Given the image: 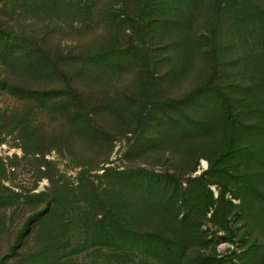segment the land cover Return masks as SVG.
I'll use <instances>...</instances> for the list:
<instances>
[{
  "label": "rangeland",
  "instance_id": "rangeland-1",
  "mask_svg": "<svg viewBox=\"0 0 264 264\" xmlns=\"http://www.w3.org/2000/svg\"><path fill=\"white\" fill-rule=\"evenodd\" d=\"M10 3L0 264H264V0Z\"/></svg>",
  "mask_w": 264,
  "mask_h": 264
},
{
  "label": "trees",
  "instance_id": "trees-1",
  "mask_svg": "<svg viewBox=\"0 0 264 264\" xmlns=\"http://www.w3.org/2000/svg\"><path fill=\"white\" fill-rule=\"evenodd\" d=\"M2 1H4V4H5V6H4V8H2V7H0V34H1V36L2 37H4L3 35H4V31L3 30H1V29H3V28H1V27H3L5 24H6V22L7 21H2L3 19H5V18H7V9H9L10 7H12V3H10V2H19V1H21V0H2ZM24 0H22V2H23ZM38 1V3H40V4H43V5H46V4H48V3H53V2H55V1H59V2H62V1H64V0H37ZM6 26V25H5ZM4 26V27H5ZM7 27H5V29H6ZM8 44V43H7ZM17 44V43H16ZM8 46H9V44H8ZM10 47V46H9ZM23 92L25 93V94H27V95H29L30 94V91H28V89L27 90H25V89H23Z\"/></svg>",
  "mask_w": 264,
  "mask_h": 264
}]
</instances>
